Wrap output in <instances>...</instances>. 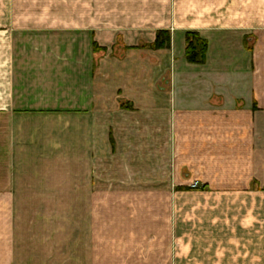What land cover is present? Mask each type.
<instances>
[{"label":"crops","instance_id":"obj_1","mask_svg":"<svg viewBox=\"0 0 264 264\" xmlns=\"http://www.w3.org/2000/svg\"><path fill=\"white\" fill-rule=\"evenodd\" d=\"M79 3L69 22L0 7V207L32 189L24 176L56 173L36 161L48 144L55 158L71 144L79 176L102 142L130 172L149 167L155 190L171 164L225 203L264 208V0ZM160 30L170 43L155 49ZM189 31L206 41L201 63L186 59ZM14 255L0 248V264Z\"/></svg>","mask_w":264,"mask_h":264},{"label":"rangeland","instance_id":"obj_2","mask_svg":"<svg viewBox=\"0 0 264 264\" xmlns=\"http://www.w3.org/2000/svg\"><path fill=\"white\" fill-rule=\"evenodd\" d=\"M78 1L85 0H0V7L36 8L29 17L41 19L50 10L49 18L69 22ZM53 146L36 161L56 173L40 185L24 176L18 184L32 189L14 191L15 206L0 207V248L15 249L13 264H264V221L256 219L264 208L225 203L171 164L155 190L149 167L130 172L102 142L89 174V160L80 159L76 170L85 174L71 175V144L61 158Z\"/></svg>","mask_w":264,"mask_h":264},{"label":"trees","instance_id":"obj_3","mask_svg":"<svg viewBox=\"0 0 264 264\" xmlns=\"http://www.w3.org/2000/svg\"><path fill=\"white\" fill-rule=\"evenodd\" d=\"M170 43V33L160 30L156 33L155 41L151 47L155 49L167 47ZM186 59L193 63H201L205 59L206 41L201 39L197 32H186L185 34Z\"/></svg>","mask_w":264,"mask_h":264}]
</instances>
